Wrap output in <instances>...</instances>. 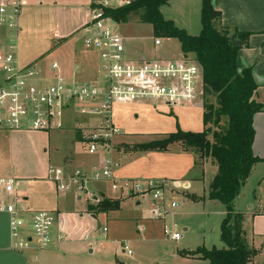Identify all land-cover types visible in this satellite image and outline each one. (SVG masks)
I'll return each instance as SVG.
<instances>
[{
  "label": "crops",
  "instance_id": "0c3cea01",
  "mask_svg": "<svg viewBox=\"0 0 264 264\" xmlns=\"http://www.w3.org/2000/svg\"><path fill=\"white\" fill-rule=\"evenodd\" d=\"M26 1L29 5V1ZM90 2L91 0L87 3L86 14L82 22L67 28V32L63 35L60 33H55L54 35V38L57 40V43H55L56 49H60L61 51L59 60H57L56 63L60 65L62 74L67 78L72 79L74 76L78 75V77L83 80H87L89 78H94L97 72L95 58L92 53L85 51L81 42V36L79 35V30L89 20L88 12ZM214 7L222 16L221 22H217V27L235 28L240 32L252 34L249 39V47L243 48L239 52L238 67L240 71L246 68L252 69L255 81L258 85L255 100L264 105V0H214ZM161 12L166 20L174 22L179 29L186 31L191 36H198L197 28L201 23L202 0H167V4L161 8ZM26 14L27 10L25 9L20 20L21 32L26 23ZM77 35L80 36L79 38L77 37L79 41L75 38ZM160 47H162V45ZM127 56L132 60H145L159 57L145 55L142 51H138L133 55H129L127 52ZM182 57H184L183 53L180 58ZM161 58L165 60L164 57ZM170 58L175 59L169 57V59ZM18 64L22 67L30 65L29 63L20 64L19 61ZM39 70L46 75L52 73L50 66L46 68V70ZM78 71L80 73L77 74L76 72ZM185 105L174 108H168L161 103L155 104L146 102L115 105L112 120L115 127L119 130L120 135L118 138H122L117 144L124 143L125 146L133 148L136 145L146 144L168 134L176 133L178 129L191 133L203 132L205 129L203 124V107L200 108L201 104ZM182 107H190V111L192 112L196 108L200 109L202 128L199 129L195 127L196 124L194 125V123L185 120L188 115H191V112L185 115L175 113V109ZM160 108H162V110H159ZM130 110L137 113V120L135 121L138 123V126L135 125L134 120L132 122L129 119L128 113ZM254 129V155L264 160V111L258 113L254 117ZM20 132L22 131H0V135L9 134L11 136H16V134ZM72 143L75 145L81 142L75 141ZM71 155H73V160L67 159ZM115 155L119 157L118 159L121 162L122 158L128 161V163L122 165V168L117 172L119 177L141 176L150 179H164L176 188L173 193L177 196L182 195L185 200L187 199L193 203H201L203 205H212V203L217 202L209 200L208 196L210 185L218 174V167L211 159H200L199 153L194 150L183 151L172 148L170 151L162 153L124 149L118 150L117 153L112 152L111 158L113 161L120 163L117 159L115 160ZM75 157L73 152L69 156L64 157L63 163L60 161L57 162L58 167L56 169L64 171L65 174L72 173L74 170H79L86 174L88 173L86 170L93 168L92 166H95L98 160L101 164H103L104 160V158H101V160L98 158L90 161L87 160L85 163L78 161L76 164ZM79 167H84L83 169L85 170L82 171L81 168L78 169ZM20 168L21 170L12 171V173L20 174L18 179L15 177V174L0 175V178L8 177L18 180L17 192L20 196L24 197L20 206L23 210V216L27 220H30L33 213L39 211L53 212L57 215V219L52 228L53 242L48 250L42 252H38L34 249L27 250L24 253L12 251L10 249L11 238L9 218L6 215H0V264H103L94 257L95 249L98 247V242L93 240L96 221L100 216L107 217L115 222L131 221L136 214L133 213V217L131 218L128 213L123 212V209H125L127 205L130 206L128 202H131L130 200L135 197L125 199L124 197L122 198V194L120 196L104 194L105 192L98 188L99 184L93 183L92 189L95 192L103 194L109 199L118 198L117 200H121L118 210L95 214L96 211L91 210V205H88L86 209L81 206L80 209L79 205L82 203V197L80 196L75 197V204H68V200L71 199V196L66 194V192H69L71 188L58 191L56 183L49 179V170L48 179H45L43 182L31 184L30 182H26L24 178L27 176L35 179L37 175H32L30 172H33V170L26 166ZM117 169H115V171ZM209 169H211V175L207 183L208 191L206 192L205 189L203 191L194 189V186L197 184L205 182L206 171ZM258 169H261V173L258 178L259 181L256 183L257 189L251 190L250 197L243 203V209L235 208L236 213L243 216L242 225L247 246L257 251V255L250 264H264V163H259L253 168L249 179ZM94 171L99 170L94 167L92 173ZM247 182L242 189H244ZM103 183L106 182H101V184ZM41 189H43V197H46V199L40 204V201L38 202L39 196L37 192L38 190L41 191ZM242 189L240 195L236 199V201L239 200V203ZM136 205L141 206L142 203L137 202ZM73 207L76 208V210H72ZM165 227L177 232L175 225H173L172 228L169 226ZM143 229V231L139 232L144 233L145 228ZM184 231H187L186 227ZM179 233L182 235L181 232ZM203 247L206 248L205 246ZM224 247L222 242V246L219 248L213 245V247L206 249H222ZM198 248L200 247H196L195 249L190 248L188 250L177 249L176 252L170 254L172 261L168 264H209L207 261H203L199 256L183 255L184 252H192ZM132 254L129 256H132ZM165 260H168V258H165L164 261ZM159 263L167 264V262H163L162 260Z\"/></svg>",
  "mask_w": 264,
  "mask_h": 264
},
{
  "label": "built area",
  "instance_id": "2783aa9c",
  "mask_svg": "<svg viewBox=\"0 0 264 264\" xmlns=\"http://www.w3.org/2000/svg\"><path fill=\"white\" fill-rule=\"evenodd\" d=\"M132 1L91 0L89 20L79 30V35L85 51L95 58L97 72L94 78L83 80L78 75L72 79L65 77L56 62L50 67V75L41 73L35 65L19 66L13 51L21 33L20 20L28 3L26 0H0V32L6 35L0 46V131L61 130L68 112L93 119L95 122L92 121L90 131L84 132L83 136V142L87 143L86 151L95 155L104 150L107 155L103 169L94 171L92 180L110 182L113 190L128 196H151L152 216L162 220L179 207L169 198L167 181H151L144 189L139 183H118L115 180L114 171L119 164L113 161L112 149H109L119 130L113 124V109L117 104L137 102L162 103L168 108L200 105L203 68L191 57L130 59L118 24L106 14V10L122 8ZM154 44L160 47L162 40L156 39ZM86 176L77 171L75 177L67 178L64 171L49 169V179L56 183L58 191L76 185L77 191L81 195L88 194L91 201ZM157 182L160 184H155ZM17 185L18 180L14 178H0V215L9 218L10 249L17 253L30 249L38 252L48 250L53 242L52 228L57 215L39 211L27 220L20 206L24 197L17 192ZM92 200L102 203L100 198ZM103 233H107V228ZM163 233L172 241L182 238L179 232L167 227ZM123 248L124 253L132 254L127 245L124 244Z\"/></svg>",
  "mask_w": 264,
  "mask_h": 264
},
{
  "label": "rangeland",
  "instance_id": "374dc122",
  "mask_svg": "<svg viewBox=\"0 0 264 264\" xmlns=\"http://www.w3.org/2000/svg\"><path fill=\"white\" fill-rule=\"evenodd\" d=\"M29 5L26 8V23L23 27L22 32L18 35L14 49V54L16 59L20 64L29 63L30 65H35L38 69H45L57 60H59L61 51L56 49L57 40L54 38L55 33H60L63 35L67 32V28L74 26L80 22L85 17L87 3L89 0H28ZM90 10L88 12V15ZM89 17V16H88ZM197 28V34L201 33V25ZM23 26V25H22ZM120 34L125 39L127 52L129 55L136 54L138 51H142L145 55L159 56L155 58L164 57L165 60L169 57L180 59L182 55L180 43L175 39L162 40V47H155L154 41L156 40L153 34V27L147 24H140L137 18H133L128 24H121L117 26ZM195 30V28L193 27ZM79 38L77 35L75 38ZM4 38L6 35L0 32V46L3 45ZM73 38V39H75ZM77 40L79 41V39ZM168 58V59H166ZM90 79V78H89ZM87 79V80H89ZM200 89H203V80L200 84ZM210 102L215 104V99L210 98ZM205 102L202 98V104ZM162 104V103H161ZM164 105V104H163ZM161 106V105H160ZM186 106V105H185ZM167 107V106H166ZM163 108V107H162ZM160 108L159 110H162ZM175 113L185 115L191 112V115L185 120L190 123L196 124L195 127L202 128V122L200 121V109L196 108L194 111H190V107H182L174 110ZM129 119L135 122L137 120V113L130 110ZM174 116V115H173ZM175 117V116H174ZM91 118L81 117L78 114H73V112H68L65 116V126L61 130L45 132V131H22L17 133L16 136H11L9 134L0 135V175H11L15 174L17 170H21L20 167H28L33 170L30 172L32 175H37V177L29 178L25 177L26 182L35 183L43 182L48 179L49 168L56 169L57 162H62L64 157L69 156L72 152L75 154L76 164L77 162H86L87 160H93L100 158H105L107 153L104 150L95 155H89L87 153V143L83 141L75 145L72 142L77 141V136L79 134L84 136V132H89L91 129V124L94 122ZM227 121L224 119L221 127L225 128ZM214 131L218 129L213 127ZM118 134L112 143L109 151L116 152L118 150H127L125 144H117L122 140L118 138ZM51 138V143H50ZM117 138V139H116ZM73 140V141H72ZM84 140V139H83ZM156 140V139H155ZM149 141V140H147ZM74 145V146H73ZM172 148L176 150H183L180 145H175ZM171 149V148H170ZM86 153H85V152ZM201 153L199 152V158L201 159ZM123 157V156H121ZM119 157L115 155V160L117 159L120 163L116 171H114L115 180L118 183L124 181H130L133 183H139L143 188L148 187V183L151 181H165L164 179H150L141 176H130V177H119L117 172L122 168V165L128 163L125 158H122V162L118 159ZM69 160H73V155H71ZM85 167V166H84ZM84 167H79L81 170ZM89 167V166H88ZM93 168H98L99 171L103 169V165L98 160ZM86 170L87 174V184L86 187L91 194V201L89 195H81L77 189L76 185H71V190L66 192L71 196L68 200V204H75L74 199L76 196L82 197V203L79 205L80 209H86L88 205L95 207V214H98L99 206L106 200L111 201H121L117 199H109L103 194L97 193L92 189V184H99L98 188L102 189L105 193L109 195H121L120 191L113 190L112 184L106 182L101 184V182L92 180V171ZM12 171H14L12 173ZM79 170H74L72 173L66 174L68 177H75L76 172ZM11 172V173H10ZM81 172V171H80ZM211 169L206 171V180L204 183L197 184L194 189L199 191H208L207 183L210 179ZM261 169L255 171L253 176L248 180L244 189H242V194L239 200L235 202V208L243 209V203L246 199L250 197V192L253 189H257L256 183L260 176ZM91 176V177H90ZM18 179L20 174H15ZM168 182V181H167ZM155 184H160L157 182ZM167 190L169 193V198L172 202H176L179 207L172 210L171 214L166 216L164 219H155L151 211L153 210V205L151 202V196H135L128 202L129 205L123 209V212L129 214L132 218V214L135 213L134 219L131 221L115 222L111 219L100 216L95 224V231L93 235V240L98 242L97 249H95L94 257L100 260L103 264H158L161 260L163 262L171 263L172 259L170 254L176 252L177 249H195L196 247L211 248L213 245L217 248L222 246L221 241V224L226 216V209L224 205L220 202L212 203V205L196 204L188 201L182 195L174 194L176 190L173 185L168 182L166 183ZM43 189L38 190L37 195L39 196L40 204L46 199L43 197ZM174 194V195H173ZM176 195V196H175ZM122 198L128 199L133 197V195L122 194ZM174 197V198H173ZM101 199V204L94 202L92 199ZM121 198V199H122ZM245 200V201H244ZM185 201V203H184ZM137 202H141V206H137ZM170 208V204H168ZM72 210H76L73 207ZM139 217V218H136ZM175 225L177 232H181L183 238L179 241H172L165 237L163 230L165 226ZM141 227L145 228L144 233H140ZM185 227L187 231H184ZM242 230L243 225L241 224ZM107 228L108 233L104 235L103 229ZM127 245L129 250L133 253L129 256L123 253V245ZM197 250V249H196ZM193 252V251H192ZM199 256V255H197ZM201 257V256H199ZM168 258V260H165ZM160 264V263H159Z\"/></svg>",
  "mask_w": 264,
  "mask_h": 264
},
{
  "label": "trees",
  "instance_id": "16d2710c",
  "mask_svg": "<svg viewBox=\"0 0 264 264\" xmlns=\"http://www.w3.org/2000/svg\"><path fill=\"white\" fill-rule=\"evenodd\" d=\"M166 4L167 0H134L122 8L106 10V14L118 25L128 24L133 18L140 24L151 25L155 39L177 40L183 55L202 66L205 129L201 133L178 129L176 133L127 149L165 153L177 144L183 151L200 152L202 160L211 159L218 167V174L210 185L208 199L225 206L226 216L221 224V241L225 247L210 250L200 247L183 255H199L209 264H250L257 251L245 242L241 227L243 216L236 213L234 203L253 168L264 163L253 151L254 117L264 111V105L255 100L258 85L252 69L240 71L238 67L239 52L249 47L252 34L217 27L222 16L215 9L214 0H202V31L198 36H191L163 17L161 8ZM210 98L215 99V104ZM224 119L227 124L222 128ZM213 127L218 130L214 131ZM77 141H83L81 134ZM119 208V201L106 200L99 206L98 213ZM91 210L95 211V207Z\"/></svg>",
  "mask_w": 264,
  "mask_h": 264
},
{
  "label": "water",
  "instance_id": "95a60500",
  "mask_svg": "<svg viewBox=\"0 0 264 264\" xmlns=\"http://www.w3.org/2000/svg\"><path fill=\"white\" fill-rule=\"evenodd\" d=\"M187 57H188L187 55H184L185 59H187ZM202 107H203V104L200 105V108H202Z\"/></svg>",
  "mask_w": 264,
  "mask_h": 264
}]
</instances>
